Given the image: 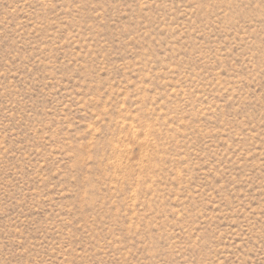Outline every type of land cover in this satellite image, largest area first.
Instances as JSON below:
<instances>
[{"label": "rangeland", "instance_id": "1", "mask_svg": "<svg viewBox=\"0 0 264 264\" xmlns=\"http://www.w3.org/2000/svg\"><path fill=\"white\" fill-rule=\"evenodd\" d=\"M0 264H264V0H0Z\"/></svg>", "mask_w": 264, "mask_h": 264}]
</instances>
